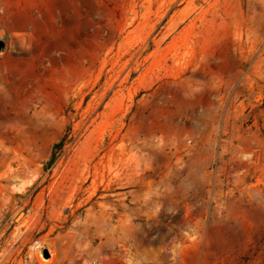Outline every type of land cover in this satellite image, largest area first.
<instances>
[{"label": "rangeland", "instance_id": "1", "mask_svg": "<svg viewBox=\"0 0 264 264\" xmlns=\"http://www.w3.org/2000/svg\"><path fill=\"white\" fill-rule=\"evenodd\" d=\"M0 264H264V0H0Z\"/></svg>", "mask_w": 264, "mask_h": 264}, {"label": "trees", "instance_id": "2", "mask_svg": "<svg viewBox=\"0 0 264 264\" xmlns=\"http://www.w3.org/2000/svg\"><path fill=\"white\" fill-rule=\"evenodd\" d=\"M69 142H70V138H69V134L67 133L58 143H56L53 146L51 156L47 162V168H51L56 163L59 156L63 152L65 145Z\"/></svg>", "mask_w": 264, "mask_h": 264}, {"label": "bare ground", "instance_id": "3", "mask_svg": "<svg viewBox=\"0 0 264 264\" xmlns=\"http://www.w3.org/2000/svg\"><path fill=\"white\" fill-rule=\"evenodd\" d=\"M19 63H21V61H19ZM14 72H15L14 69H7V70H6V73H7V74H11V73H14ZM3 79H6V76H3Z\"/></svg>", "mask_w": 264, "mask_h": 264}]
</instances>
